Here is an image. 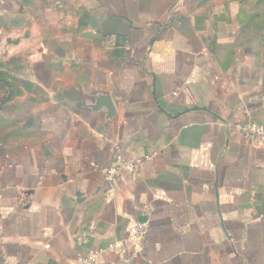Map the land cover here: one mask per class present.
<instances>
[{
    "label": "crops",
    "instance_id": "1",
    "mask_svg": "<svg viewBox=\"0 0 264 264\" xmlns=\"http://www.w3.org/2000/svg\"><path fill=\"white\" fill-rule=\"evenodd\" d=\"M0 74V264H264V0H0Z\"/></svg>",
    "mask_w": 264,
    "mask_h": 264
},
{
    "label": "built area",
    "instance_id": "2",
    "mask_svg": "<svg viewBox=\"0 0 264 264\" xmlns=\"http://www.w3.org/2000/svg\"><path fill=\"white\" fill-rule=\"evenodd\" d=\"M243 137L246 141L255 144H264V126L256 122H247L239 125ZM151 156H141L137 158L127 159L123 156L119 148L114 150V159L109 166H97L95 170L99 171L107 183H113L118 177L122 175H134L137 170L150 162ZM2 190L0 189V196ZM149 232L147 222H138L129 230V236L124 243H117L112 245L109 250L116 251L123 254L129 245H134L140 240H144ZM101 250L92 252L89 256L84 258L81 264H98Z\"/></svg>",
    "mask_w": 264,
    "mask_h": 264
},
{
    "label": "rangeland",
    "instance_id": "3",
    "mask_svg": "<svg viewBox=\"0 0 264 264\" xmlns=\"http://www.w3.org/2000/svg\"><path fill=\"white\" fill-rule=\"evenodd\" d=\"M0 76H2V75L0 74Z\"/></svg>",
    "mask_w": 264,
    "mask_h": 264
}]
</instances>
